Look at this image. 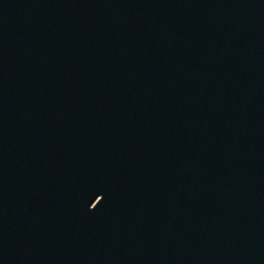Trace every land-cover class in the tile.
Here are the masks:
<instances>
[{
    "label": "water",
    "instance_id": "obj_1",
    "mask_svg": "<svg viewBox=\"0 0 264 264\" xmlns=\"http://www.w3.org/2000/svg\"><path fill=\"white\" fill-rule=\"evenodd\" d=\"M0 264H264V0H0Z\"/></svg>",
    "mask_w": 264,
    "mask_h": 264
}]
</instances>
